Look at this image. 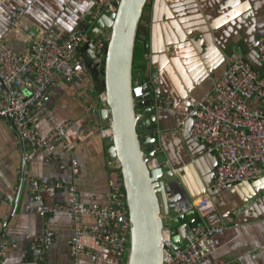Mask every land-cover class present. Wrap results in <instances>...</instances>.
<instances>
[{"label":"crops","instance_id":"obj_1","mask_svg":"<svg viewBox=\"0 0 264 264\" xmlns=\"http://www.w3.org/2000/svg\"><path fill=\"white\" fill-rule=\"evenodd\" d=\"M92 10V0H0V39L27 53L28 30L63 40L84 29ZM19 12L21 17L13 27L12 20ZM140 26L137 54L144 74L136 78L147 80L156 73V99L169 93L176 109H187L203 97L212 82L224 74L233 53L264 72L256 52L258 39L264 36V0H148ZM83 52L74 59L79 75L52 85L45 98V110L69 125L66 136L70 152L57 143L52 149L31 152L9 127V120L0 119V234L15 244L1 257L6 264H73L69 254L71 215H38L31 180L47 186L42 191L47 204L65 202L67 191L54 186L73 180L82 204L89 206L105 203L115 178L105 145L104 130L108 127L100 117L105 103L100 101ZM156 110L155 147L164 158L163 166L176 174L193 208L201 196L209 195L215 211L205 217L208 225H225L223 234L208 239L207 262L229 264L240 258L243 264H264V177L212 188L215 154L191 140L189 123L177 129L173 113ZM49 129L45 119L37 125L42 136ZM30 153L31 159L25 161L24 156ZM72 159L77 162L75 176ZM84 222L91 224L93 220L86 217ZM46 230L54 232V241L41 259V252L33 249L32 243ZM83 243L98 250L91 238H84ZM80 264L100 263L84 258Z\"/></svg>","mask_w":264,"mask_h":264},{"label":"built area","instance_id":"obj_2","mask_svg":"<svg viewBox=\"0 0 264 264\" xmlns=\"http://www.w3.org/2000/svg\"><path fill=\"white\" fill-rule=\"evenodd\" d=\"M83 0H80V2ZM115 0H92L93 10L85 29L70 33L65 39L54 34L28 30L25 37L28 52L17 51L7 40L0 39V119L11 118L9 127L17 130L22 144L35 152L52 149L59 144L66 152L71 151L66 131L68 123L58 122L45 110L48 89L62 80H74L79 74L74 66L78 52L88 45L94 46V55L100 65L106 52L109 31L95 36L96 21L106 11L115 12ZM21 15V14H20ZM12 20L16 27L20 17ZM256 52L264 67V36L258 39ZM102 67V66H101ZM149 84L155 93L158 75L154 73L147 80L134 78L132 95L137 100L143 95V85ZM156 108L173 113L175 126L183 129L189 123L191 140L201 143L205 150L215 154L217 164L212 180V188L250 182L264 177V72L256 69L249 61L237 53L228 57L223 75L212 82L211 89L191 107L176 109L169 93L159 94ZM100 101L105 96L100 93ZM45 119L49 132L42 136L37 125ZM109 132V128L104 130ZM107 135H109L107 133ZM31 159V153L24 156ZM77 162L71 160L72 175L77 173ZM113 166L119 168L117 162ZM149 168H156L151 162ZM111 182L105 203L83 205L75 181L55 184L57 189L67 191L63 203L47 204L42 199V191L47 188L37 180H31V194L37 202L35 212L40 216L67 213L72 218V235L69 254L73 264H80L84 258L100 264H127L130 241V223L125 192L118 172ZM200 222L191 226L185 235L182 247L172 250L169 231H163V264H210L205 259L207 242L211 236L224 233V223L208 225L205 217L215 211V205L208 194L201 196L194 204ZM93 222L86 224L84 218ZM2 232L0 223V233ZM84 238L95 241L98 250L87 247ZM54 241V232L44 231L35 239L32 248L39 250L43 259ZM15 246L0 234V264H6L2 255ZM212 264H224L215 261ZM229 264H243L237 258Z\"/></svg>","mask_w":264,"mask_h":264},{"label":"water","instance_id":"obj_3","mask_svg":"<svg viewBox=\"0 0 264 264\" xmlns=\"http://www.w3.org/2000/svg\"><path fill=\"white\" fill-rule=\"evenodd\" d=\"M147 1L115 0V12L106 11L96 21L95 36L109 31L102 65L93 45L83 52L88 72L105 96L100 117L111 131L105 137L109 169L120 174L125 192L130 223L127 264H163V231H169L171 249L177 250L187 230L200 222L173 170L149 168L152 161L164 163L155 147L156 97L149 84L143 85L142 97L132 95L134 55Z\"/></svg>","mask_w":264,"mask_h":264},{"label":"rangeland","instance_id":"obj_4","mask_svg":"<svg viewBox=\"0 0 264 264\" xmlns=\"http://www.w3.org/2000/svg\"><path fill=\"white\" fill-rule=\"evenodd\" d=\"M20 13L17 14V17H20ZM16 17V18H17ZM136 50H135V55H134V66H133V76L134 78L136 77H142V75L144 74V71H143V67L141 66V57L140 55L137 54V51H139L138 49V45L136 44Z\"/></svg>","mask_w":264,"mask_h":264},{"label":"bare ground","instance_id":"obj_5","mask_svg":"<svg viewBox=\"0 0 264 264\" xmlns=\"http://www.w3.org/2000/svg\"><path fill=\"white\" fill-rule=\"evenodd\" d=\"M66 81H68V80H66ZM108 134H111V131L109 130V132H107ZM153 163H155L154 161H152ZM156 164V163H155ZM164 164V163H163ZM163 164L162 165H158V164H156V168L158 167V166H163ZM164 167V166H163ZM198 201V200H197ZM162 236H163V234H162Z\"/></svg>","mask_w":264,"mask_h":264},{"label":"trees","instance_id":"obj_6","mask_svg":"<svg viewBox=\"0 0 264 264\" xmlns=\"http://www.w3.org/2000/svg\"><path fill=\"white\" fill-rule=\"evenodd\" d=\"M141 32V26H140V28H139V33ZM137 44V43H136ZM107 46V45H106Z\"/></svg>","mask_w":264,"mask_h":264}]
</instances>
